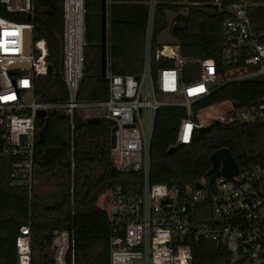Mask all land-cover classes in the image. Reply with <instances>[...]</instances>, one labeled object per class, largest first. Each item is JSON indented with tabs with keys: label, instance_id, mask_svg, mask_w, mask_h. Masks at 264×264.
I'll list each match as a JSON object with an SVG mask.
<instances>
[{
	"label": "built area",
	"instance_id": "obj_1",
	"mask_svg": "<svg viewBox=\"0 0 264 264\" xmlns=\"http://www.w3.org/2000/svg\"><path fill=\"white\" fill-rule=\"evenodd\" d=\"M162 1L229 14L222 21L221 49L223 66L232 69L229 75L218 73L216 61L208 56L204 46L180 41L175 45L157 44L155 7ZM0 3L7 11L30 19L35 13L33 0ZM252 5L250 0H149L141 74L113 75L108 69L105 98L82 101L79 96L84 69V0H63L60 61L69 97L64 103L37 102L33 95L35 78L48 74L45 39L34 40L30 19L18 21L0 15V126L4 128L1 154L16 158L14 172L21 173L30 188L35 184L33 155L39 138L38 109L65 110L71 118L69 131L73 140L75 110L82 108L83 119L99 117L116 127L114 145L110 147L113 166L142 173L138 194H124L116 189L101 195L100 207L106 212L112 231L110 264H192V242L201 239L215 242L229 252V259L223 264H264V153L260 163L239 166L236 175L197 180L200 188L194 183L179 192L150 180L151 142L159 108L185 109L176 143L170 147L189 144L201 127L264 118V95L249 105L231 99L201 104L229 82L260 74L264 78V33L252 29ZM174 25L173 28L178 26L176 20ZM26 29L31 31L29 54L24 53ZM206 36L204 32L201 37ZM189 49L198 53L189 54ZM18 61H28L29 67L14 69L6 65ZM218 76L219 83L211 87ZM28 93L30 100L26 101ZM51 245L56 264H73V238L68 227L53 234ZM34 248L30 226H20L17 263L45 264L46 259Z\"/></svg>",
	"mask_w": 264,
	"mask_h": 264
},
{
	"label": "trees",
	"instance_id": "obj_2",
	"mask_svg": "<svg viewBox=\"0 0 264 264\" xmlns=\"http://www.w3.org/2000/svg\"><path fill=\"white\" fill-rule=\"evenodd\" d=\"M148 1L108 0L105 58L106 66L108 64L107 68L113 75L135 77L142 72ZM250 1L253 3L249 10L252 29L258 34L264 33V0ZM62 2L33 0L35 13L30 19L33 38L45 39L46 61L53 66V72L35 78L33 95L37 102L64 103L69 99L60 61ZM98 4L100 38L91 41L88 36L83 48L84 69L79 96L82 101L105 98V94L101 95L96 86L106 77L101 76V0H98ZM166 9L177 13L178 26L173 34L179 41L186 45L204 46L208 56L216 61L218 73L229 75L232 69L223 66L221 50L224 42L222 21L229 14L220 10L212 13L202 6L183 8L179 4L162 1L155 7V36L167 25ZM57 10L61 13L60 17L54 15ZM0 15L18 21L29 20L27 15L7 11L2 3ZM199 27L207 33L206 37H201ZM186 52L198 53L192 49ZM263 95L264 82L244 79L216 89L201 104L231 99L249 105L259 101ZM184 117L185 109L181 106H163L156 111L151 142L152 183L165 184L171 190L183 192L186 186H193L197 180L204 178L212 181L213 177L206 175L210 168L209 158L220 148L229 149L242 168L261 162L264 118L254 122L214 123L204 131L196 130L189 144H180L170 153L168 150L176 143L178 127ZM70 120L63 109H50L44 117L36 119L41 134L34 147L33 163L40 176L47 175L58 184V190L53 192L57 197L55 200L35 192L34 185L30 188L21 173L14 172L16 158L1 154L4 128L0 126V264H18L16 239L22 225L30 226L33 246L38 248L39 256L46 259L45 264H56L51 238L65 226L72 232L73 264H110L112 231L106 212L97 204L98 199L108 190L138 194L142 186V173L121 171L113 166L110 158L112 123L103 119L100 124H89L86 119L74 114V143L70 156L71 146L63 138L65 130L70 127ZM91 127L100 129L94 147L86 139ZM89 162H95L102 173L92 180L84 178L87 185L83 194L78 196L76 170L80 167L92 174L93 170L87 167ZM192 249V264H223L229 259V252L224 247L209 240L193 241Z\"/></svg>",
	"mask_w": 264,
	"mask_h": 264
},
{
	"label": "water",
	"instance_id": "obj_3",
	"mask_svg": "<svg viewBox=\"0 0 264 264\" xmlns=\"http://www.w3.org/2000/svg\"><path fill=\"white\" fill-rule=\"evenodd\" d=\"M106 6H107V0H101V53H102V62H101V76L104 78L106 76V58H105V52H106ZM166 19H167V25L166 27L156 35V42L157 44H178L179 39L171 33L172 28L175 26L174 22L176 19L177 14L170 10L166 9L165 11ZM28 19H30V16H28ZM202 30V29H201ZM202 33L204 34V31L202 30ZM31 51V31L29 29L24 30V53L29 54ZM10 68L19 69V68H28L29 62L28 61H18V62H12L9 64H6ZM47 72L51 73L53 72V66L51 64H47ZM220 77L218 76L214 82L210 83L211 87H214L217 83H219ZM248 81H256V82H263L264 78L263 75H256L253 77L248 78ZM46 110L44 109H38L36 112V118H41L46 115ZM235 117H231V120L234 121ZM101 118L99 117H93L87 120L89 124H100ZM208 127H201L198 130L204 131ZM116 127L113 126L110 129V145H114V131ZM69 131V129H66L63 135V138L66 139V134ZM26 138L25 135L21 136V139L24 140ZM177 149L176 146H172L169 148L168 152H174ZM210 168L206 172L207 176H211L213 178H217L219 176L224 177H231L233 175H236L239 171V164L237 163L234 156L231 154L229 149L227 148H220L213 152L210 155ZM264 160V157H263ZM195 187L200 188L201 185L198 182H195ZM64 228H67L65 226Z\"/></svg>",
	"mask_w": 264,
	"mask_h": 264
},
{
	"label": "rangeland",
	"instance_id": "obj_4",
	"mask_svg": "<svg viewBox=\"0 0 264 264\" xmlns=\"http://www.w3.org/2000/svg\"><path fill=\"white\" fill-rule=\"evenodd\" d=\"M58 5H59V9H61V6H60L61 3H59ZM84 8H85V13H84V29H85V31L87 28V33L84 32V42H85V40H87V38L91 32V29L94 30L95 37L97 39H99L100 38V6L98 4V0H84ZM60 14L61 13L58 10L54 13V15L56 17L57 16L60 17ZM59 22H60V20L58 19V23ZM86 23H87V27H86ZM96 86L99 87V93L101 95L105 94L106 93V78L102 82H98L96 84ZM25 98H26V101H29L30 100V94L28 93ZM84 113H85V110L82 108H76V110H75L76 116L81 117L82 119H83ZM99 131H100V129L98 127H91L89 129V133H88L86 139H87V142L91 145V147H94L96 145V136H97ZM66 142L71 146L69 155L72 156V152H73L72 147H73L74 142L72 140V135H71L70 131H68L66 134ZM262 150H264V148ZM95 164H96L95 162H89V164H87V167L90 170H93L92 174H90V172H89V174L86 173L80 167L77 168V170H76V193L78 196H81L83 194L84 188L87 185L86 181H84V178L88 177L87 181L92 180L93 178L97 177L100 173H102V169H100L99 167H96ZM93 167H95V168H93ZM36 173L38 174V169H36ZM39 177H41V179ZM39 177H35V182L36 181L41 182V184L39 185L41 187V190H36V191H39L42 196H44V197L46 196L50 200L52 197H48V196L52 195L53 192L58 190V184L55 182L54 179H52L51 177H49L47 175L39 176ZM43 177H46V178H43ZM54 197H53V199H54ZM55 199H57V197ZM102 202H103L102 200L99 202V205L101 207L103 204ZM34 250H35V252H38L37 247H35ZM35 256H37L36 253H35Z\"/></svg>",
	"mask_w": 264,
	"mask_h": 264
},
{
	"label": "crops",
	"instance_id": "obj_5",
	"mask_svg": "<svg viewBox=\"0 0 264 264\" xmlns=\"http://www.w3.org/2000/svg\"><path fill=\"white\" fill-rule=\"evenodd\" d=\"M107 3H108V0H107ZM107 28H108V24H107ZM202 28L201 27H199L198 28V31H199V33H200V35L202 36L203 35V33H202V30H201ZM89 38H90V40L91 41H98V39L95 37V32H94V30H92L91 29V32H90V34H89ZM107 66H108V64H107ZM107 66H106V71L108 70V68H107ZM40 134H41V132H40V130L38 129V136L40 137ZM65 141H66V139H65ZM40 175L39 174H37V177H39ZM42 176V175H41ZM40 179H41V177H39ZM43 178H46V177H43ZM42 178V179H43ZM41 184V182H35V184H34V186H35V192H37V193H40L39 191H36V190H41V187L39 186ZM55 195L52 193V195H50V196H48V197H52L50 200H53V197H54ZM46 197V196H45ZM47 198V197H46ZM54 199H55V197H54ZM101 199H102V196H100L99 197V199H98V205H99V202L101 201ZM100 206V205H99Z\"/></svg>",
	"mask_w": 264,
	"mask_h": 264
},
{
	"label": "flooded vegetation",
	"instance_id": "obj_6",
	"mask_svg": "<svg viewBox=\"0 0 264 264\" xmlns=\"http://www.w3.org/2000/svg\"><path fill=\"white\" fill-rule=\"evenodd\" d=\"M175 20H176V22H177V17H176V19H175ZM177 23H178V22H177ZM175 28H176V27H175ZM173 30H174V28L172 29V32H171L172 34H173ZM173 35H174V34H173Z\"/></svg>",
	"mask_w": 264,
	"mask_h": 264
}]
</instances>
